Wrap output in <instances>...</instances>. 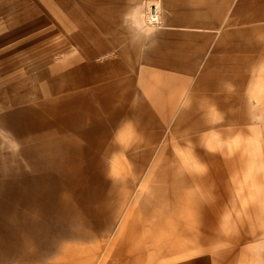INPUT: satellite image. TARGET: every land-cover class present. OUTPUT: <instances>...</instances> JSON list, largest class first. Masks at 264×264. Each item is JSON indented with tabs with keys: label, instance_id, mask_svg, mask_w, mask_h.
Returning a JSON list of instances; mask_svg holds the SVG:
<instances>
[{
	"label": "bare ground",
	"instance_id": "6f19581e",
	"mask_svg": "<svg viewBox=\"0 0 264 264\" xmlns=\"http://www.w3.org/2000/svg\"><path fill=\"white\" fill-rule=\"evenodd\" d=\"M150 7L152 21L163 26L159 5ZM196 16L200 17V14ZM177 19L184 17L181 15ZM182 27L194 31L201 28ZM195 33L198 32H190V35ZM144 44L147 47L137 53V60L160 63L174 59L180 64L184 58L181 52L171 53L167 49L169 45L162 43L157 34L150 35ZM234 46L232 41H217L206 53L204 62L196 69L197 82L187 90V101L176 113L172 133L159 148L156 142L164 129L156 118L168 121L174 115L173 98L165 101L158 91L157 83L165 84L166 79L164 82L142 74V92L137 91L134 82L128 78L101 84L97 89L61 93L66 86L61 87L52 69L42 68L41 62L31 65L28 69L36 70L35 75L45 78L54 92L43 99H37L42 94L36 89L22 93L12 100L14 104L23 102L21 106L0 113V264L41 263L57 255L64 238L87 235L90 228L113 230L118 225L120 230L138 229L137 234L130 237L134 238L128 245L130 250L124 254L119 251L120 246L125 245L119 234L108 240V247L97 264L169 263V260L201 251L210 252L209 258L214 264H232L234 250H219L214 243L217 240L233 243L234 238H248V235H228L219 223L224 220L226 208V214H230L227 207L230 200V187L226 181L228 171L234 163L237 168L248 165L249 158L245 164L243 148L232 145L236 141L213 145L209 139L210 131L202 130L212 128L224 134L225 121L203 116L189 99L195 96L200 85L209 86L224 79L217 77V73L232 62L235 61L237 68V57L219 53ZM196 54L204 55L198 48L190 53V57L195 59ZM148 70H151L149 66L142 69L145 73ZM237 78L244 79L242 76ZM11 79L6 78L0 85ZM186 80L187 77L179 80L184 83L180 91L185 92ZM23 81L5 86H20ZM244 97L245 94L239 101L241 106L237 114L231 115L252 123L255 103ZM156 108L161 110L159 114ZM169 110L172 115H167ZM125 117L132 119L129 126L133 132L131 137L117 141L112 136L111 125ZM192 119L190 124L184 125ZM153 122L157 127L146 135ZM68 125L72 126L70 131H66L70 128ZM247 128L257 129L264 136V124H248ZM178 134L184 137L178 139ZM146 139L148 146L143 148L141 141ZM176 146L187 147L186 152L173 150ZM121 151H128L129 156L138 161L140 169L148 165L144 176L136 174L130 179L107 173L105 167L110 155ZM155 152L151 161L146 160ZM136 179L139 184L133 200L120 210L114 205L107 209L109 202L114 204L120 188L134 186ZM250 236L258 235L252 233ZM135 240L138 241L136 245ZM143 241L154 243L147 259L139 257Z\"/></svg>",
	"mask_w": 264,
	"mask_h": 264
},
{
	"label": "rangeland",
	"instance_id": "374dc122",
	"mask_svg": "<svg viewBox=\"0 0 264 264\" xmlns=\"http://www.w3.org/2000/svg\"><path fill=\"white\" fill-rule=\"evenodd\" d=\"M155 4L160 7L163 26H158L151 19L150 6ZM171 6H175L177 11ZM197 13L200 17L196 16ZM175 15H182L184 19H176ZM182 26H201V30L194 31ZM243 30L246 32L241 33ZM190 32L198 33L190 35ZM152 34H157L162 43L169 45L167 49L174 55L180 52L184 55L180 64L174 59L160 63L137 60V53L147 47L144 42ZM188 40L193 49L187 47ZM225 40L235 42L236 46L219 53L237 57V68L235 61L232 62L217 73V77L224 79L210 83L211 86L200 85L198 92L189 100L195 103L194 107L203 116L225 121L224 128L229 127L225 128L224 134L212 128L202 130L210 131L209 139L213 145L222 141L226 145L236 141L232 145L243 148L245 164L249 158L248 165H239L238 169L232 163L233 168L228 171L226 181L230 187V200L227 207L230 214H226V208L224 220L219 223L228 235H248V238H234L233 243L217 240L214 245L219 250H234L232 264H264V136L257 129H246L248 124H264V0H0V82L12 78L0 85V113L21 106L23 102L14 104L12 100L22 93L36 89L42 94L37 99H43L54 92L53 86L45 78L35 75L36 70L28 69L38 62L42 63V68L52 69V74L58 77L61 87L66 86L61 93L97 89L101 84L128 78L134 82L137 91L142 92L144 87L140 80L143 74L148 78L164 82L167 80L165 84L157 83L160 87L158 91L165 97V101L173 98L172 102L175 104L171 119L164 121L156 118L161 121L160 127L164 129L156 142L159 148L172 133L176 113L181 111L182 104L189 96L187 90L197 82L196 69L202 65L212 46L217 41ZM196 47H200L204 55L196 54L193 59L190 53ZM148 66L152 71H142ZM238 76L244 79H238ZM182 77H187L185 92L180 91L184 84L183 81L179 82ZM21 79L24 81L20 86H5ZM243 94L245 97L248 95L246 98L255 103V120L252 123H245L239 117L232 116L233 113L237 114ZM171 110L167 115L171 114ZM156 112L159 114L161 110L156 108ZM194 119L184 125L190 124ZM131 123L132 119L128 117L119 118L117 123L112 122V136L117 141L131 137ZM232 125L236 129H232ZM67 127L70 128L66 131L72 129L71 125ZM156 127L155 122L151 123L146 135ZM177 137L182 139L184 135L178 134ZM148 142L147 139L141 141V147L146 148ZM186 148L176 146L173 150L186 152ZM156 153L151 158L149 155L146 160L151 161ZM109 158L105 170L114 176L134 179L136 174L144 176L148 169V165L140 169L138 161H134L128 151L112 153ZM136 180L134 186L121 187L114 204L109 202L106 208L111 209L114 205L120 210V207L129 204L139 184L138 179ZM238 215H241L240 218ZM120 227L115 226L113 230L90 228L87 235L64 238L57 255L41 263H34L97 264L108 247V240L115 239L119 234L125 241L119 251L128 252V245L134 240L130 237L136 235L138 229L129 227L120 230ZM252 233L258 236L252 238ZM137 243L138 241L134 242V245ZM153 245L154 243L143 241V251L139 257L147 259ZM209 253L195 252L161 264H214Z\"/></svg>",
	"mask_w": 264,
	"mask_h": 264
},
{
	"label": "crops",
	"instance_id": "0c3cea01",
	"mask_svg": "<svg viewBox=\"0 0 264 264\" xmlns=\"http://www.w3.org/2000/svg\"><path fill=\"white\" fill-rule=\"evenodd\" d=\"M171 7H173L172 9L173 10H175V11H177V8L175 7V6H171ZM180 15V14H179ZM179 15H175L176 17V19L179 17ZM193 27V26H192ZM189 39V38H188ZM186 45H187V47L188 48H190V45H191V42L188 40L187 42H186ZM198 48H200V47H198ZM197 47H196V49H198ZM190 49H193V48H190ZM196 49H194V50H196Z\"/></svg>",
	"mask_w": 264,
	"mask_h": 264
}]
</instances>
